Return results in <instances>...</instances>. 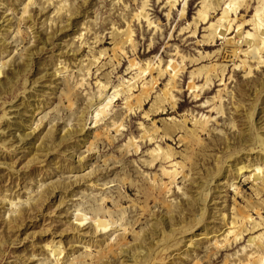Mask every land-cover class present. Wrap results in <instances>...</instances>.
<instances>
[{
  "label": "rangeland",
  "instance_id": "obj_1",
  "mask_svg": "<svg viewBox=\"0 0 264 264\" xmlns=\"http://www.w3.org/2000/svg\"><path fill=\"white\" fill-rule=\"evenodd\" d=\"M28 1L0 0V21L3 20L2 12L6 10L5 16L10 18L12 25L10 28H1L0 32L2 47L8 52L11 51L9 54L6 52L2 54L5 60L12 63V67L7 65L5 71L16 79V84L6 95L1 89V87L5 89L6 85L0 83V127L1 129L5 127V120L2 119L4 107L9 110V105L18 104L23 97L25 78L38 79L37 90L31 92L36 94L33 101L36 104L39 102L40 110L33 111L34 106L27 107L29 110L22 114V118L31 119L37 115L34 123L36 129L27 139L28 142L31 140V143H28L29 147L38 146L40 153L33 156L27 145L16 150L21 143L0 145V160L6 162L5 165H0V252L3 257L0 264H50L53 257L46 250L45 244L53 240L55 244L62 242L65 250L72 248L70 261L82 254L94 252L95 248L85 252L82 245V220L87 222L83 232H88L89 235L94 236V232H98L95 235L101 238L106 232L107 238L114 232L113 229L107 230L105 225L104 227L96 225L99 223L91 225L89 218L82 219V211L87 209L88 202L92 206L95 199H99L102 194L110 196L112 191L118 188L125 192L128 186L118 180L104 185V181L122 174L125 170L134 172L135 177L141 180L144 178L143 175L136 176L138 169L141 172L146 170L152 173L151 175L159 173L162 176L160 163L154 168H147L144 165L149 155L148 150L157 145L155 141L147 142L140 139L144 127L153 126L154 121L162 126V120L171 121L172 117L183 120L185 116L188 118V126L191 127L196 117L199 118L201 114L211 116L208 123L210 132L202 134L206 146L198 149L195 155V164L201 173H196L195 170L189 172V177H194L197 181L195 184L189 182L185 184L187 193L190 190L189 195H184L177 186H172L170 196L178 213L179 205L188 210L185 220L190 224L198 209L206 208V218L202 226L210 234L206 238L204 236L194 238V242H197L196 248H190L188 256L185 255L184 247L181 256L174 260L167 259L165 264H204L202 258L206 252H217V255L212 257L211 264H224L227 256H230V264H235L234 260L245 254L242 248L247 245L249 237L264 232L263 226L254 234L245 235V239L234 242L230 247L222 248L220 251L215 246L216 241L220 244L224 242L229 228L226 223L230 224L237 210L247 211L249 204L256 207L262 201L264 203V196L257 195L253 182L255 173H260L264 181V153L256 144L258 135H264V63L249 75L242 67L229 66L225 72L226 89L223 90L222 98L216 97L212 101L213 97L218 95L219 89L224 88L222 82L218 80L219 77L214 79L215 83L211 87L199 90L195 86L203 85L205 77L202 75L192 77L191 71L201 65H209L213 69L214 65L221 63L219 53L214 54V51L223 48L227 38L234 36L236 30L217 42H204L203 35L206 33L205 27L215 21L222 10L215 11L214 18L212 16L208 24L200 23L196 34H193L192 24L187 29L183 27H187L193 21L202 0H183L172 9L169 17L167 0H149L147 11L154 21L153 25H149L145 18L136 17V13L142 10L144 0H35V3L27 7L28 11L23 13ZM184 1L186 13L185 17H181ZM59 4H64V8L57 12ZM257 4V0H250L247 8L242 7L239 10L241 11L239 16L250 19ZM18 26L24 34V41L19 46L17 40H20L21 36L16 32ZM129 26L134 31L136 46L129 42L126 44L125 52L118 50V53L114 54L115 28L125 30ZM251 27L252 25L248 23L245 29ZM38 36L44 38L46 46L43 47ZM49 37H52L50 43L47 41ZM106 49L108 54L101 55L100 51ZM18 51L23 52V57H19ZM28 51L32 54V60L24 74L22 65L28 57L26 56ZM178 51L179 54H176ZM207 53L211 56L201 58L197 62L188 61L189 58H199L200 55ZM180 54L188 59L185 69L176 79L177 90H174V94L178 102L175 108L166 103L165 111H159L151 116L145 114L152 108L157 95L163 91L171 75L167 71L160 78L159 71L154 69V75L160 80L150 99L145 103V110L138 109L137 113L131 114L126 107V95H123L115 100L112 110L107 108L108 117L99 114L98 118L102 119L98 123L91 122V118L95 119L98 114L100 97L114 98L117 88L127 85L150 64H154L156 68L159 65L163 68L168 67L173 72L181 63ZM94 55L101 56V59L91 66L88 74V62ZM62 66H67L68 69L53 76L54 69ZM16 70L20 71L18 75L15 74ZM107 73H110L111 84L103 94H100L96 80L97 78L105 80L104 76ZM2 75L0 79L3 82ZM65 77L69 83L76 86L77 92L82 96V100L78 102L80 109L76 119L68 127L65 125L68 109L59 113L53 110L58 101V92L64 88ZM151 77L150 75L148 78ZM81 80H84L83 85L79 83ZM138 92L135 91L136 94ZM195 93L200 95L195 96ZM91 101L94 103H90ZM4 102L7 103L4 105ZM214 105H220L222 112L212 109ZM42 109H47L45 112L48 114L41 121L44 115V112L40 113ZM113 117L125 121V128L121 133L118 134L114 127L110 131L117 137L116 143L110 145L103 137L105 141L98 140L93 150H88L87 145L84 146L82 143L83 138L92 136L95 131H100L103 126L111 124ZM65 127L69 128L68 134ZM63 134H66L65 140L59 141ZM134 137L142 144L139 152L131 147V152L123 161L117 164H103L106 155L111 153L121 155L123 148ZM158 141L163 146L169 143L178 150L183 149L182 143L178 142V135L175 139L161 141L159 138ZM228 144L231 145V150L226 149ZM231 155L232 159L229 162ZM30 157L35 161L27 165L26 159ZM95 161L98 165L94 163ZM84 166L88 168L83 170ZM219 171L222 172L221 175H217ZM206 175L208 176L204 177ZM91 182L95 183L93 187H89ZM178 182L181 187L184 186L182 177ZM256 184L258 186L260 182ZM201 187L207 194L204 195L203 191L202 197L198 196L196 199L194 197L197 194L196 190ZM132 189L129 193L135 197L137 188ZM30 194L33 195L32 198L38 195L40 199L41 195L44 197L40 206H36V200H31L30 204L19 203L27 200ZM10 200L17 203L16 206L13 205L17 211L15 213L8 211L11 209L8 204ZM125 208H129L130 212V204L125 205ZM19 210L25 212L26 221L23 225L16 226L15 220L18 219ZM153 213L159 215L160 209L154 210ZM250 215L253 221H260L255 209L250 211ZM261 216L264 219V210ZM250 223L247 225L248 228ZM141 230L140 228L138 231ZM201 232V227L194 224L191 232L177 235V239L183 238L187 241L190 236H198ZM229 238L231 241L234 240L232 236ZM130 241L134 244L133 236ZM128 249L131 251L133 248ZM33 253L37 256L32 255ZM198 260L200 262L196 263Z\"/></svg>",
  "mask_w": 264,
  "mask_h": 264
},
{
  "label": "bare ground",
  "instance_id": "obj_2",
  "mask_svg": "<svg viewBox=\"0 0 264 264\" xmlns=\"http://www.w3.org/2000/svg\"><path fill=\"white\" fill-rule=\"evenodd\" d=\"M50 1V0H47ZM62 1V0H61ZM183 0H167L166 4L169 6V11L167 12V16L171 15V11L174 7L177 6L178 3ZM258 4L255 8V13L250 19H245L243 16H239L241 11H239L242 7H248L250 5V0H202L201 6L197 10V14L193 17V21L189 23L187 27L190 25L194 27L192 29L193 34H196L199 24H208L211 21V17L214 12L218 9L222 10L221 15L215 20L212 21L208 26L205 27L206 33L203 35L204 42H217V40L226 37L227 35H231L235 30L236 33L234 36H230L226 40V44L223 48H219L214 51V54L219 53L221 63L218 65L212 66L209 65H201L191 71V76L195 77L204 76L205 83L203 85H197L195 88H199V90H203L207 87H211L215 83L214 79L219 77V81L222 82L224 88L219 89L218 95L214 96L212 101L217 97L218 99L222 98V93H224L226 89L225 84V72L227 68L231 65L234 67H242L244 71L249 75L253 72L255 68H259L264 63V0H257ZM29 3L25 4L23 8V13L27 10V7L33 3L35 0H29ZM60 3V1L58 2ZM9 4V3H8ZM14 4V3H12ZM186 1H184V5H182V9L180 12L181 17H185L186 13ZM149 5V0H144L142 10L136 13V17L138 19H146L149 25H153L154 21L150 17V13L147 11V6ZM64 4H59L56 8L57 12L63 10ZM239 11V12H238ZM6 10L2 12L0 21V32L1 28H10L11 20L7 16H5ZM238 13V14H237ZM233 14L235 16L233 17ZM214 18V16H213ZM212 18V19H213ZM251 24L252 27L250 29H245L247 24ZM182 29V30H183ZM16 32L20 34V40H17L18 46L24 41L22 31L18 26ZM114 41L116 43V50L114 54L118 53V50L125 52L126 44L129 42H133L134 46H136L134 31L129 26L125 30H120L119 28H115L114 32ZM39 37V36H38ZM39 42L44 46H46V41L41 36L38 38ZM47 41L50 43L52 41V37H49ZM3 43H0V77H4V80L0 79V83L6 85V88L2 89V92L6 95L11 92L14 84H16V79L9 76L8 72L5 71V67L9 65L12 67V63H9L3 57V53H10L8 50H5L3 47ZM101 55L108 54L107 49L100 51ZM179 54V51L176 53ZM19 57H23V52L18 51ZM31 52L28 51L26 53L27 59L24 60L22 67L24 69L22 72L25 74L26 68L31 63ZM121 56V55H120ZM211 56L210 53L205 55H200L198 58H189V62H197L201 58ZM181 63L176 67V69L171 70L168 67L163 68V66L159 65L157 68L154 64H150L149 67H146L142 70L141 73H138L134 76L133 80L129 81L127 85H122L116 89V93L114 98L110 97H100L98 99V106L100 107L98 110V114L95 119L91 118V122L98 123L102 117H108L109 111L107 108H111L112 110L113 103L115 100L120 98L123 95H126V107L127 110L132 113H137L138 109H143L147 100L150 99L152 92L156 89V85L159 82L161 76L164 75L165 72H169L170 79L166 84L163 91H161L150 110H147L145 114L147 116H151V114H157L159 111L166 110V103L170 104L172 108L177 106L178 99L176 94H174V90L176 89V79L185 69L188 59L185 55L180 54ZM101 59V56L94 55L92 59H89L87 73L90 74V69L93 64H96L97 61ZM113 59V57H112ZM231 62V64H229ZM107 62L104 64V66ZM217 66V67H215ZM217 70H216V69ZM68 69L67 66L56 67L52 72V75L56 76L57 73L61 74L63 71L65 72ZM101 69V68H98ZM157 69L159 71L160 78L156 77L153 73V70ZM20 71L16 70V75H18ZM47 76V73H45ZM148 75V76H147ZM152 76L150 79L149 76ZM143 78V79H142ZM105 80L102 78H97V88L100 94L109 88L111 84L110 73L105 74ZM142 79V81H141ZM225 79V80H224ZM15 80V81H14ZM37 82L38 79L29 80V78H25L24 82V91L23 97L20 99V102L16 105H9V110L4 107V114L2 115V119L5 120V124L2 129L0 127V145L5 146L8 143H21L15 149H20L23 146L28 147L30 154L36 156L40 153L39 147L35 146L34 148H30L28 143H31V140L28 137L33 135L36 127L34 128V123L36 122L37 115L31 119H23L22 114L24 112H28L29 109L27 107L34 106L33 111L40 110L39 102L36 104L33 99L36 97V94L31 92L35 89L37 90ZM140 82L142 83V88H140ZM29 83V84H28ZM81 85L84 84V80L79 82ZM28 84V85H27ZM139 87V89H137ZM139 91L138 94L135 91ZM224 90V91H223ZM51 92L53 91L50 90ZM195 91V90H194ZM200 94L195 93V96ZM57 103L53 107V110L56 113H59L61 110L68 109L69 113L67 114L66 127L72 123L76 119L78 114V102L82 100V96L77 92L76 86L69 83L68 78L65 77L64 88H61L57 95ZM42 100H40L41 102ZM7 102H4V105ZM94 103V102H90ZM212 105V104H211ZM49 109V108H48ZM212 109H216L218 112H222V108L219 105H214ZM47 109H42L40 113L44 112V115L41 117V121L44 117L47 116ZM50 110V109H49ZM145 110V108H144ZM101 114V118L99 117ZM83 115V114H82ZM57 118V117H56ZM211 116H207L206 114H201L199 118L196 117L193 126L189 127L187 124L188 118L183 120H176V118H171V121L162 120V126H159L156 121H154V125L149 127L145 126L140 139L148 141H155L157 145L148 150L149 155L148 158L144 161V165L147 168H154L159 163L161 164V174L147 172L144 170L141 172L138 168L136 170V176L143 175V180L139 177H135V173L130 171H124L122 174H117L114 178H109L104 181V185H108L116 180L122 182L126 186L125 192L121 189H117L116 191H112L111 195L108 196L106 194H102L99 199H95V202L91 206L88 202L87 209L82 211V219L89 218L91 225L95 223L98 226L104 225L107 230L113 229L111 236L107 238L104 235L99 238L95 234L98 232H94V236L89 235L88 232H83L84 228H86L85 220H82V245L86 251H89L95 248L94 252L82 254V256L73 259L70 261L72 248L66 249L62 246V242H57L56 244L53 242L45 244V248L48 253L53 257L50 261V264H165L167 259H175L178 256H181L183 252V248L186 247L185 255L188 256V250L190 248H196L197 242H194V238L204 236L208 237L210 232H208L205 228H203V222L206 215V208L198 209V212L191 219V224L188 220H185V215L188 214V210L184 209L181 205L178 206L180 212L178 213L176 210L177 207L173 205V201L171 200L170 193L172 192V186H177L178 189L183 191L184 195H189L187 193V182L190 184H195L196 178L189 177V172L194 171L196 173L199 172L197 165L195 164V155L197 154L198 149H202L204 147L205 141L202 137V134L205 132L209 133L208 123ZM84 118H82L83 121ZM85 123V122H84ZM144 126V123H142ZM67 134L69 133V128L66 129ZM119 134L125 128V121L117 120L115 117L112 119L111 124H107L103 126L102 130L95 131L92 136L83 138L82 143L84 146L87 145L88 150H93L96 142L98 140H103L105 137L108 140L110 145H114L116 143L117 137L110 133L113 129ZM82 129H80L81 131ZM20 131V132H19ZM123 134V133H122ZM178 135V142L182 143L183 149L178 150L174 148L169 143L165 146L159 142V138L161 141H166L169 139H175ZM66 138V134L60 136L59 141H63ZM26 141V142H25ZM52 141H55L53 136ZM256 144L258 147H261V151L264 153V135H258ZM140 142L136 137L130 139L127 143L126 147L123 148L121 155L111 153L110 155H106V158L103 159V164H117L124 160L126 155L131 152V147L135 148L136 152L140 151L141 148ZM227 150H231V145H227ZM232 155L230 156L229 162L231 161ZM263 159V156L261 157ZM35 160L33 157L26 159V164L30 165ZM98 165L97 161L94 162ZM6 162L0 160V165H5ZM169 164V165H168ZM88 167L84 166L83 170ZM221 171L217 173V175H221ZM151 175V176H150ZM210 176V174L208 173ZM208 175L204 176L207 177ZM182 177L183 187L180 186L178 179ZM167 178V179H165ZM253 182L256 185V193L257 195L263 197L264 196V181L260 173H255L253 176ZM257 182H260V185L257 186ZM200 183V182H199ZM95 185L94 182H91L89 187H93ZM133 187L137 188V193L135 197H132L129 192H131ZM199 188L196 190L197 194L194 196L196 199L198 196L201 198V193L204 191V195L207 194V191ZM33 195H28L27 200L19 201V203H29L31 200H36V206H40L41 202H43L44 197L38 195L37 197ZM86 198V197H85ZM19 200H21L19 198ZM91 200V199H89ZM206 201V199H205ZM11 206L9 212L15 213L13 205H17L14 200H10L8 203ZM30 204V203H29ZM130 204V212L129 208H125V205ZM154 205V207H152ZM264 203L262 201L261 204L256 205H248L247 211L242 209L237 210L236 214H233V218L229 223H226V226H229L227 229V236L224 239L222 244L215 242V246L218 247L220 251L222 248L230 247L234 242H240L245 239V235L254 234L257 230L261 229L264 226V219L262 218V212L264 210ZM110 206L113 208H110ZM82 207H85L82 205ZM31 209V205H30ZM160 209L159 215L153 213L154 210ZM256 211V215L260 218V221H253L250 211ZM7 211V210H6ZM194 212V210L192 209ZM17 212V211H16ZM25 212L23 210L18 211V219L15 220L16 226L23 225L25 220ZM194 214V213H193ZM178 217V218H177ZM226 220V218L224 217ZM251 222V223H250ZM250 223V228L247 225ZM195 226H199L202 229L201 234L198 236L193 235L186 241L177 239V235H185L188 232H191ZM11 223L9 222L8 226L10 228ZM141 231H138L139 229ZM88 231V230H87ZM3 232H1L2 234ZM133 236L134 244L131 243L130 238ZM232 236L234 238L231 241ZM80 238V236H79ZM1 241V240H0ZM184 244H183V243ZM183 244V245H182ZM133 248L131 251L128 248ZM245 251L243 256H238L236 260H234L235 264H264V232L256 235L250 236L247 245L242 248ZM249 249V250H248ZM37 256V254H32ZM66 255H68L66 257ZM217 255V252H206V254L202 258V263L211 264L212 257ZM66 257V258H65ZM230 256H227L224 264H230L229 260ZM3 259L2 253L0 252V261ZM48 259V258H47ZM66 259V260H65ZM253 260V261H251ZM38 262H44V260H38ZM47 262V261H45ZM200 262V260L196 261V263Z\"/></svg>",
  "mask_w": 264,
  "mask_h": 264
}]
</instances>
